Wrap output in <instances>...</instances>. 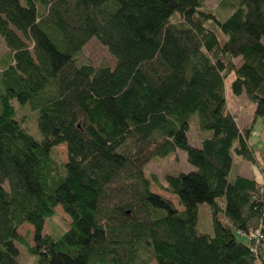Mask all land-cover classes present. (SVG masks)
<instances>
[{
    "label": "trees",
    "instance_id": "trees-1",
    "mask_svg": "<svg viewBox=\"0 0 264 264\" xmlns=\"http://www.w3.org/2000/svg\"><path fill=\"white\" fill-rule=\"evenodd\" d=\"M263 38L264 0H0V264H21L17 242L36 264H264V180L230 179L233 155L264 176ZM93 39L113 67L80 60ZM231 75L251 126L228 107ZM178 151L194 171L147 175ZM58 209L69 229L47 233Z\"/></svg>",
    "mask_w": 264,
    "mask_h": 264
},
{
    "label": "rangeland",
    "instance_id": "rangeland-1",
    "mask_svg": "<svg viewBox=\"0 0 264 264\" xmlns=\"http://www.w3.org/2000/svg\"><path fill=\"white\" fill-rule=\"evenodd\" d=\"M207 8L216 9L217 3L215 1H208ZM264 42V38L262 39ZM9 50L4 44L3 41L0 40V60L3 59L6 55H8ZM80 60L83 62L93 63L95 66H110L113 67L115 65V60L111 56V54L107 51V49L102 46L96 39H93L88 43L85 47L81 55L79 56ZM240 59H238V62ZM234 76L231 75L226 79V97L228 107L236 119V122L240 127H244L246 125L251 126L255 120V110L256 105L247 101L244 96H235L232 91V81ZM20 121L21 118L18 117ZM34 123V122H33ZM37 123V120H36ZM34 123L36 130L37 124ZM199 130V131H198ZM254 133L250 139V145L253 149L257 151L264 150V122L263 119L258 118V120L254 123ZM209 134L205 131H202L199 127L198 118H193L191 122V128L188 132V139L192 146L202 147L203 138L208 136ZM40 138L39 134L37 135ZM59 157L67 162V151L66 146H61L58 148ZM233 167L230 173V179H235L237 176H245L255 178L259 182H263L264 176L261 171V167L259 165H252L248 162L241 160L233 155ZM195 168L188 162L187 154L183 151H178L175 155L171 156L169 159L158 163L157 160H151L149 164L146 166L147 175L156 174L161 183L165 185V174L170 173L172 175H177L179 172L188 173L194 171ZM8 185V184H7ZM159 188V187H158ZM157 187H153V191L155 193L162 194L166 197L171 198V200L176 203L175 198L169 196L168 194L162 192ZM209 206L202 205L200 208L201 217L199 222L198 231L202 234H214V222L209 214ZM58 216L53 219L51 222L46 224V232L50 233L55 226L57 231H65L69 229V217L61 210L58 209ZM19 231H21V235L27 236L30 235L26 240L33 244V232L34 228L30 224L23 225ZM260 232L258 231V235ZM25 238V237H24ZM254 238V237H253ZM244 243H249V239L247 237L239 238ZM17 246L20 249V263L21 264H36V257L28 254L26 247L17 242ZM253 249H256L254 247ZM151 264H157L156 262H152Z\"/></svg>",
    "mask_w": 264,
    "mask_h": 264
},
{
    "label": "built area",
    "instance_id": "built-area-1",
    "mask_svg": "<svg viewBox=\"0 0 264 264\" xmlns=\"http://www.w3.org/2000/svg\"><path fill=\"white\" fill-rule=\"evenodd\" d=\"M257 236H259L261 238L262 237V233L260 232V234L258 235V231H257V232L252 234V238L254 237L253 239L257 238Z\"/></svg>",
    "mask_w": 264,
    "mask_h": 264
}]
</instances>
